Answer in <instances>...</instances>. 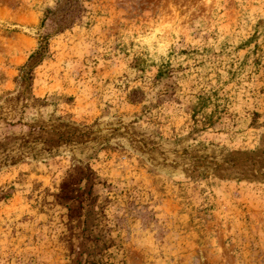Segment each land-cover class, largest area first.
Instances as JSON below:
<instances>
[{
  "label": "rangeland",
  "instance_id": "374dc122",
  "mask_svg": "<svg viewBox=\"0 0 264 264\" xmlns=\"http://www.w3.org/2000/svg\"><path fill=\"white\" fill-rule=\"evenodd\" d=\"M92 257L264 264V0H0V264Z\"/></svg>",
  "mask_w": 264,
  "mask_h": 264
},
{
  "label": "trees",
  "instance_id": "16d2710c",
  "mask_svg": "<svg viewBox=\"0 0 264 264\" xmlns=\"http://www.w3.org/2000/svg\"><path fill=\"white\" fill-rule=\"evenodd\" d=\"M36 55V54H35ZM34 54H32L30 57L33 58L35 57ZM90 256H93V254H89ZM73 264H81V261L78 260V262H73ZM82 264H98V261L94 259V257L92 258H88V259H85L83 260Z\"/></svg>",
  "mask_w": 264,
  "mask_h": 264
}]
</instances>
